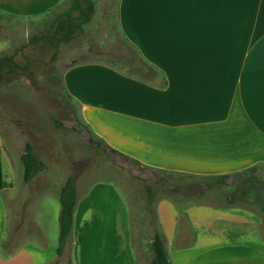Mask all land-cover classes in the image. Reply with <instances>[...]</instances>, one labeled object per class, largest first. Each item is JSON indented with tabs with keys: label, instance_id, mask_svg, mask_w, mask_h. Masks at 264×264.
Here are the masks:
<instances>
[{
	"label": "crops",
	"instance_id": "0c3cea01",
	"mask_svg": "<svg viewBox=\"0 0 264 264\" xmlns=\"http://www.w3.org/2000/svg\"><path fill=\"white\" fill-rule=\"evenodd\" d=\"M60 1L0 0V13L33 16ZM115 19L142 73L84 62L63 77L96 137L146 171L200 177L264 166V0H118ZM2 148L0 134V264H149L152 253L135 252L129 212L108 185L77 201L79 252H69L68 238L57 256L58 230L49 238L35 220L9 233L12 168ZM156 213L171 264H264L257 216L189 205L181 217L167 199ZM91 230L101 252H81Z\"/></svg>",
	"mask_w": 264,
	"mask_h": 264
},
{
	"label": "rangeland",
	"instance_id": "374dc122",
	"mask_svg": "<svg viewBox=\"0 0 264 264\" xmlns=\"http://www.w3.org/2000/svg\"><path fill=\"white\" fill-rule=\"evenodd\" d=\"M115 3L116 0H92L84 19L63 30L58 27L69 13V2L27 17L0 13V58L12 59L11 64L0 69V134L4 166L10 163L12 168V187L6 195L10 199L5 208L7 231L13 233L24 220L25 228H31L29 224L35 220L53 239L59 227L58 193L67 177L73 179L78 199L95 185L112 187L129 212L135 252H151L154 217L149 213L145 184L153 186L155 211L157 202L167 199L182 217L186 206L224 205V196L231 194L238 196L234 205L241 212L264 221V213L239 196L246 184L236 182L235 176L216 184L213 180L146 171L124 156L111 154L106 145H97L100 139L83 121L77 102L66 93L63 77L69 66L84 62L111 65L123 72H127L128 61L140 65L117 29ZM76 16L78 10L70 13V17ZM25 142L31 143L45 164V169L27 184L22 182L19 161ZM254 174L264 181V166ZM22 188L25 196L19 195H23ZM33 197L37 205H31ZM23 200L29 204L21 206ZM157 220L161 228L158 216ZM76 230H80V224H73L69 252H79ZM28 237L27 241H31ZM98 238V230H91L84 241L80 240L81 252H101Z\"/></svg>",
	"mask_w": 264,
	"mask_h": 264
},
{
	"label": "trees",
	"instance_id": "16d2710c",
	"mask_svg": "<svg viewBox=\"0 0 264 264\" xmlns=\"http://www.w3.org/2000/svg\"><path fill=\"white\" fill-rule=\"evenodd\" d=\"M66 2H69V7H68L69 13L60 22L58 28L61 30H63L64 28H69V27L71 28L77 26L84 19L86 12L90 10L92 7V0H62L54 8H51L47 12L60 7L61 4ZM117 5H118V0H116L115 3L114 19L116 17ZM77 10L79 11V16L70 17V13ZM126 43L128 44V42ZM133 51L135 55H138L137 50H135V48L133 49ZM11 63H12L11 57H1L0 69L4 66H8ZM125 66L127 68V72H123V74L129 77L130 76L135 77L136 75H140L142 73V67H144V65L139 66L135 64H130L129 61L128 63H125ZM97 145L105 146V144L101 140H97ZM109 152L111 154H119L127 159H130L129 157L119 153L118 151L112 148L109 149ZM19 161L22 166V182L24 184L29 183L36 175H38L40 172H42L45 169L44 162L36 156V154L34 153L33 146L29 142H25L23 146V152L19 157ZM260 167L261 166L259 165H254L240 172H236L232 174H222L217 176L196 177V176L179 174V173H176L175 175H179L182 177L199 178L207 181L213 180L216 184H221V183L223 184L224 179H226L227 177L235 176L237 178L236 182H239V184L240 183L246 184V186L242 190H240L239 196L243 197L245 200L247 199L248 201L254 203L259 208V210L264 213V181L257 178L254 174L257 170H259ZM149 171L154 172V170H149ZM168 174H172V173H168ZM144 187L147 196V203L150 208L149 213L154 217V223H153L154 226L152 227L151 241L149 244V249L152 253V258L149 264H171L168 257V252L165 247V242L160 231V226L157 220V213L154 207L155 199H154L153 186H151L150 184H145ZM198 195H204V194L203 192H198ZM237 197L231 194L229 196H224V200H223L225 202L224 205H215V206L227 207V208L236 207L234 204L237 201ZM58 198L60 203V211L58 215L59 227H58V239L56 245V255L60 256L73 229L74 210L78 201L76 186L71 177H67L63 185L60 187Z\"/></svg>",
	"mask_w": 264,
	"mask_h": 264
}]
</instances>
